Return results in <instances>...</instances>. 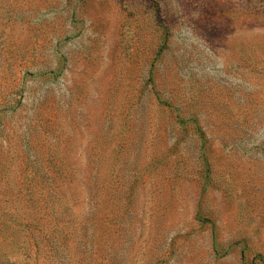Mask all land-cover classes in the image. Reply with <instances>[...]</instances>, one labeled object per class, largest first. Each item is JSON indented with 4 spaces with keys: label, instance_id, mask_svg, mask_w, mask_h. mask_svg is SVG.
<instances>
[{
    "label": "rangeland",
    "instance_id": "1",
    "mask_svg": "<svg viewBox=\"0 0 264 264\" xmlns=\"http://www.w3.org/2000/svg\"><path fill=\"white\" fill-rule=\"evenodd\" d=\"M0 264H264V0H0Z\"/></svg>",
    "mask_w": 264,
    "mask_h": 264
},
{
    "label": "trees",
    "instance_id": "2",
    "mask_svg": "<svg viewBox=\"0 0 264 264\" xmlns=\"http://www.w3.org/2000/svg\"><path fill=\"white\" fill-rule=\"evenodd\" d=\"M185 119H188V120H185ZM186 121L193 123V125L196 128H200L199 119L197 117L193 116V117H189V118H184V117L178 116V124L180 125V127L184 126V124H185ZM205 160H207V159H205Z\"/></svg>",
    "mask_w": 264,
    "mask_h": 264
}]
</instances>
